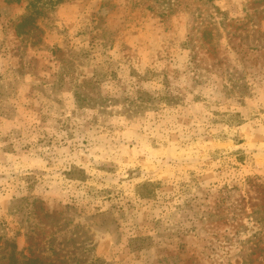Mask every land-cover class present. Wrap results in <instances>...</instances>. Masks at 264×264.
Here are the masks:
<instances>
[{"label":"rangeland","instance_id":"1","mask_svg":"<svg viewBox=\"0 0 264 264\" xmlns=\"http://www.w3.org/2000/svg\"><path fill=\"white\" fill-rule=\"evenodd\" d=\"M0 264H264V0H0Z\"/></svg>","mask_w":264,"mask_h":264},{"label":"trees","instance_id":"2","mask_svg":"<svg viewBox=\"0 0 264 264\" xmlns=\"http://www.w3.org/2000/svg\"><path fill=\"white\" fill-rule=\"evenodd\" d=\"M58 2V1H57Z\"/></svg>","mask_w":264,"mask_h":264}]
</instances>
